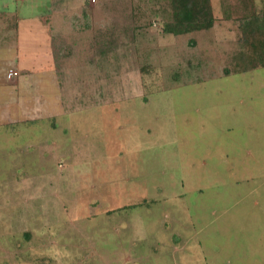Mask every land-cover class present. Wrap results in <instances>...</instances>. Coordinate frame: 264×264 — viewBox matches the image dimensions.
Wrapping results in <instances>:
<instances>
[{"label": "rangeland", "instance_id": "obj_1", "mask_svg": "<svg viewBox=\"0 0 264 264\" xmlns=\"http://www.w3.org/2000/svg\"><path fill=\"white\" fill-rule=\"evenodd\" d=\"M211 3L173 35L169 0H11L53 61L15 85L0 37V264H264V67L223 74L240 4Z\"/></svg>", "mask_w": 264, "mask_h": 264}, {"label": "trees", "instance_id": "obj_2", "mask_svg": "<svg viewBox=\"0 0 264 264\" xmlns=\"http://www.w3.org/2000/svg\"><path fill=\"white\" fill-rule=\"evenodd\" d=\"M169 1L171 18L162 23V32L180 35L213 27L216 19L211 0ZM236 1L240 5L230 6V9L232 13H238L235 17H238L242 30L243 49L232 55V67L223 66L224 75L264 67V7L258 9L254 0ZM228 16L229 14H225V17ZM106 50L103 51V58L106 57Z\"/></svg>", "mask_w": 264, "mask_h": 264}, {"label": "crops", "instance_id": "obj_3", "mask_svg": "<svg viewBox=\"0 0 264 264\" xmlns=\"http://www.w3.org/2000/svg\"><path fill=\"white\" fill-rule=\"evenodd\" d=\"M12 7L11 0H0V18H2V20H0V37L6 44L10 39L7 37H11L12 32L16 33L15 53L11 54L10 52L8 57L6 54L3 56H6L4 58L5 74H7L8 69L15 70L17 72L15 76L17 77L9 78L11 83L17 85L18 75L24 76L25 78L30 75L31 71L41 68V66L49 62V60L53 61L52 56H50L52 54L50 44L52 40V38H50L52 28L51 23L47 27L43 24L45 26L44 34L47 32V35L44 37H34L32 40L21 42L20 39L23 38V34L20 33L22 31L24 32L25 27H27L28 22H30L29 20H33L31 23L33 28H41L43 26L41 21H43V18L45 20L47 17H43L42 15L44 14L33 16L34 14L32 13L26 14V11H21V8L15 7L14 10H12ZM12 12L15 15L14 20L11 18ZM5 33H7L8 36L5 35ZM20 50L23 51L21 55ZM6 78L9 80L7 75Z\"/></svg>", "mask_w": 264, "mask_h": 264}, {"label": "built area", "instance_id": "obj_4", "mask_svg": "<svg viewBox=\"0 0 264 264\" xmlns=\"http://www.w3.org/2000/svg\"><path fill=\"white\" fill-rule=\"evenodd\" d=\"M12 73H15V71H11V70L8 71V75H11Z\"/></svg>", "mask_w": 264, "mask_h": 264}]
</instances>
